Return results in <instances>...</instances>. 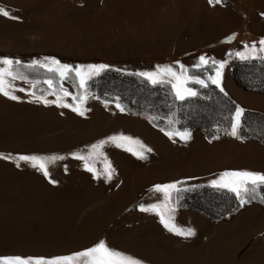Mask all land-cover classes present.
<instances>
[{"label":"rangeland","instance_id":"1","mask_svg":"<svg viewBox=\"0 0 264 264\" xmlns=\"http://www.w3.org/2000/svg\"><path fill=\"white\" fill-rule=\"evenodd\" d=\"M199 2L200 0H0V7L19 18L10 19L0 15V58L20 60L22 63L14 65V70L26 76L28 81L26 83L18 79L13 82L16 88L13 94L19 97L18 100L0 95V154L11 157L0 159V257L67 256L105 240L110 248L127 253L143 264H179L177 252L198 244L202 247L206 242V245L218 244L212 241L214 235L228 230L218 222L228 223L240 208L239 202L235 207L229 196H210L208 192L198 199L205 206L204 210L211 215L193 208L197 206L193 204L195 199L182 198V192L173 197L174 222L181 228H191L194 231L195 234L189 238L168 232L155 213L139 210V205L148 206L163 200L162 194L150 191L154 185L176 178L175 175L166 172L161 174L150 169L158 165L156 163L160 159L157 158H160L161 152L158 147L152 149L150 146L156 136L149 133L147 127L152 126L156 131L159 128L138 114L126 110L121 112L116 105L119 104V99L131 100V97L134 101L140 104L145 102L147 105L153 97L151 99L148 93L134 89L131 81L123 84L110 81L108 86L111 90H117L118 94L106 95V92L102 97H97L96 93L78 87L75 72L68 79L60 81L57 73H49L38 65L36 67L40 70L35 74H25L21 67L31 65L34 60L46 63L45 57H53L73 68L76 65L104 64L108 67L120 65L135 70V73L143 72L146 61L151 58L165 59V56L148 57L150 55L141 50H132V46L127 44L131 29L133 28V44L144 49L149 47L148 44L163 41L181 30L184 21L198 12ZM119 3L121 8L116 7ZM200 8L204 9V3ZM228 8L232 10V13L228 10L232 22L224 25L227 17L224 10ZM262 14L264 0H223L222 4L216 5L213 15L210 11L206 17L202 14L198 18L206 26L197 32L194 26L186 27L184 34L201 33V38L206 39L214 34L213 24L216 22L217 38L204 41L196 48L201 55L212 53L210 58L222 62L220 59L224 57V50L233 52L240 43L261 39L251 26L255 27L258 22L264 25ZM210 21L212 24L208 25ZM153 37L157 39L153 40ZM235 61L237 60L228 63L226 79L232 77L231 65ZM212 65L215 66L214 69L217 68L215 64ZM213 70L205 75L209 81ZM247 78L252 80L253 75ZM46 79L56 82V92L60 95L61 84L71 93L69 97L63 98V102L69 105L75 106L78 103L73 101V96L85 94L87 98L81 105L84 115L73 112L71 107H59L57 103L38 102L31 95L32 92L36 96L43 95L50 102L57 99L43 83ZM34 82L38 83L33 89L31 84ZM20 88L26 91H19ZM241 88L244 91H255ZM227 97L230 98L229 95ZM245 101L250 104L249 99ZM185 108L190 109L192 116L198 119L201 117L202 120L211 118L216 111L213 105L196 101H187ZM236 108L235 103L227 133L231 130ZM246 109L261 113L263 117L250 116L244 121L245 130L264 136V113L252 108ZM193 129L202 134L199 129ZM227 133L212 137L202 135L211 141L232 137ZM119 134L132 136L152 151L146 153V159L135 160L128 157V153L117 151V147H111L110 143L105 144L102 152L114 169L111 180H106L103 175L94 179L93 174L85 169L84 162L73 158V153L86 155L92 144ZM249 139L264 145V141L253 136L239 138ZM161 151L166 152L167 148H161ZM21 155L45 158L62 156L64 159L49 164L50 175L45 178L29 162L18 161L16 158ZM90 164L98 171L104 168L102 158L94 157ZM224 164L227 163L216 161L207 168H219ZM189 168H193V165L188 164L187 169ZM202 169H193L188 174H199L204 171ZM143 172L146 175L139 177ZM50 180L55 183H50ZM177 186L185 188L190 185ZM261 195H264V190L247 204L264 210V203L260 202ZM232 220L247 223L255 219ZM260 227H264V222L258 226L246 225L245 236L249 234V238ZM228 231L244 233L241 229ZM248 238L235 246L237 256H241L249 247V243H246ZM260 240L264 242L263 238ZM184 254L190 256L180 258L187 262L185 264H191L193 260L199 261L198 264H212L205 256L192 259L190 254Z\"/></svg>","mask_w":264,"mask_h":264},{"label":"crops","instance_id":"2","mask_svg":"<svg viewBox=\"0 0 264 264\" xmlns=\"http://www.w3.org/2000/svg\"><path fill=\"white\" fill-rule=\"evenodd\" d=\"M200 2H199L198 12L197 13L195 12V15L187 18L184 21V23L180 27L181 30L175 32L173 36L170 38L164 40L161 39L163 41L148 44L149 47H145L144 49H142L143 47L140 45L133 44L132 42L133 28L131 29L130 31L131 33L127 38V44H130V46H132V50L134 51L135 49L141 50L145 54H149L150 56L148 57H154L152 55L165 56V59L160 58L156 60L151 58L150 60L146 61L145 62L146 66L144 67L143 72L156 71L158 66H171L177 72L180 71V65H183L185 69H187L188 67H193V68L197 67V64L199 63V57L203 55H201V52H199L196 47L204 41L208 42L217 38L215 34L216 22L213 24L215 28L213 29L214 34L210 37L208 36L209 38L207 37L206 39H202L201 33L197 35L193 34V32L184 34V30H186V27L192 28V26H194L193 28L194 29L196 28L195 32H197L200 31V29H202L203 26H206V23L203 22V20H201V22L198 21V18L201 17L202 14L203 17L209 15L210 11L212 15L214 14L216 5H210L208 3V0H200ZM202 2L204 3V9L202 8L201 10L200 7L203 4ZM193 4L194 3L192 2L191 5ZM226 5L227 4L225 3L224 6ZM117 6L120 7V3L117 4L116 7ZM116 7L113 8L115 9ZM228 10L230 11V13H232V10L230 8L224 10V14L227 16L225 18V21L223 22L224 25H227L232 22V19L230 17L231 15H228ZM183 16H185V14ZM261 23L260 22H258V24L255 23V27H253L252 25L251 29L257 32L256 34H258V36L262 39L264 38V25H262ZM209 24H212V21L208 22V25ZM227 28L224 29L226 30ZM156 39L157 37H153V40ZM261 39L257 38V40L245 44L240 43L238 44L237 49H235V51L233 52L231 51L226 52V50H224V52L222 53L224 57H221L220 59L222 62H225L223 74L221 76V86L224 89L223 92L229 95L230 98L240 108L243 109L252 108L253 110H257L259 112L264 113V109H262L264 107V94L257 93L255 91H248V90L244 91L242 90L241 87L237 86V84L234 83L232 77L230 78L229 76V79H226V75L228 73L227 72L228 63L234 60H241L235 54L237 52L245 51V45L250 46L254 42H256L257 47H259L258 42ZM187 40H190L191 42H188ZM126 53L127 51L125 52V54ZM222 54L220 52V56H222ZM211 55L213 54L208 53V55H205V57L209 58V63L212 64V61L219 62L217 59L210 58L209 56ZM254 55L256 57L254 59L264 58V53H256ZM217 66L218 65H216V67ZM114 68L123 71L135 72V70L128 69L120 65ZM215 73H216V68L213 70L210 77H214ZM165 79H169V78L165 77ZM246 99H249L250 104L247 103V101H245ZM147 129L149 130V133H153L156 136V139H154V141L152 139L153 142L150 144V146L152 147V149L158 147L159 151L161 152L160 158H157V160L160 159L159 161H157L158 163H156L158 165L154 166L155 169L154 168H150V169H153V171H159L161 174L166 172L168 174L175 175L174 177L176 178L175 180L167 181V183L163 181L160 183L161 185L169 184L173 182H180L178 185L181 187L186 185L210 186V181L217 179L219 175L225 171L248 170L253 172L264 173V145L256 140H251V139L239 140L234 137H226V138L222 137L210 141V139L205 138L202 134L200 135V132L193 129L187 131L188 133H190V139L184 141L179 136H174L173 139H169V137L164 134V131H160V129H157L156 131V129H153L152 126H148ZM177 132H183V131H177ZM157 140L160 141L157 142ZM114 146L115 145L111 144V147ZM161 148L162 149L167 148V151L166 152L161 151ZM117 151L123 154L124 152H126L128 153V157L135 160H140L136 156L132 155V153L125 151L123 148H117ZM147 153L149 154V152ZM187 154H192V155H187ZM151 156L153 157V155ZM216 161L217 162L223 161L224 163L227 164H224L222 167L219 168H214L215 166L212 167V169L207 168L208 166H210V164H213ZM188 164L193 165V168L187 169ZM168 168H171L172 170L168 171L167 170ZM193 169H196L197 171L202 169L204 171L200 172L199 174L198 173L188 174L191 170L193 171ZM146 173L139 175V177H142V175H146ZM239 207H240L239 210H237L235 215L231 217V221H229L226 224L223 221L218 223H221V225L224 224L226 227L224 229L233 230V231L241 229L242 231H244V233H238V232L231 233L228 230L219 231L214 235L212 240L213 242L218 243L217 245L216 244L215 246L206 245L207 244L206 242L202 247L198 246L199 245L198 244L188 247L187 250H182L180 252H177L176 254L179 258L178 260L179 264L187 263L185 261L180 260V258H183V256L190 257L189 255H185L184 253L190 254L192 259L194 257L205 256V259L207 257L212 264H264V242L260 240V238L264 239V227H260L258 228L259 230H255L249 238H248L249 234L245 236L246 229H244V227L248 224L250 225L255 224L257 226L261 225V222H264L263 221L264 210H261V208H258L257 206L252 204L251 205L245 204L243 207L241 206ZM234 218L245 221L249 219H255V220H250L247 223H241L239 220L238 221L232 220ZM230 225L232 226L230 227ZM231 234H233L234 236H232ZM238 234L241 236L240 238L238 237L239 236ZM241 238H243L242 241ZM246 238H248V241L246 243H249V247L247 248L245 253H243L241 256H237L236 252H234L235 246L240 241L242 244L246 240ZM209 242H211V240ZM164 248L165 247L162 248L163 251L166 250ZM232 253L233 255H231ZM164 254L165 253H163V255ZM230 255L231 258H229ZM198 262L193 260L191 264H198Z\"/></svg>","mask_w":264,"mask_h":264},{"label":"snow or ice","instance_id":"3","mask_svg":"<svg viewBox=\"0 0 264 264\" xmlns=\"http://www.w3.org/2000/svg\"><path fill=\"white\" fill-rule=\"evenodd\" d=\"M210 5H219L223 3V0H208ZM0 15L10 18V19H19L18 17L12 16L11 13L3 7H0ZM264 15V14H262ZM231 39V38H229ZM259 47L257 43L254 42L252 45H245V51L237 52L235 55L241 60H249L256 58L254 54L264 53V38L259 42ZM44 60L46 63H41L39 61H32L31 65L26 67H32L38 65L40 68H44L49 73H57L59 80L63 81L70 77L72 72H75V77L78 78V87L80 89L87 88V82L92 78V76L99 75L100 72L105 70L108 65L99 64L87 66L76 65L75 68L69 64H62L59 60L53 57H45ZM22 62L20 60H12L11 58L3 57L0 58V95H3L11 100H18L19 97L13 94V91L16 90L15 84L13 83L16 80H23L26 83L27 77L24 76L19 71L14 70V65H20ZM209 64V58L205 56L199 57V63L197 67L201 65ZM212 64L218 65L216 68V73L214 77H209L211 83L214 84L221 92L224 91L221 86V76L222 70L225 66V62H216L212 61ZM137 75L144 77L152 85L171 83L172 90L174 92V98L177 101H185L190 97H195L198 93L192 88L187 87L186 85L189 81H192L196 84L201 85V87H208V84L199 79L198 77L190 76L187 72V69L183 65H180V71H175L171 66H158L156 71L153 72H140ZM165 77L169 79H165ZM38 82L31 84V88H36ZM44 84L52 90L51 94L57 96L56 101H48L44 98L43 95L36 96L35 92H32L31 95L38 101L44 104L48 103H57L59 107H71L73 112L78 113L79 115H84V111L81 108V105L86 100V95L81 94L79 96H73V101H78L75 106L69 105L63 102L64 97H69L71 93L63 88V85H60V95L56 92V82L53 79H46L43 81ZM19 91H26V89L20 88ZM121 112L125 111L123 107L119 104L116 105ZM245 110L237 106L235 113L232 116L231 130L227 133L228 135L239 139L238 130L241 127V118ZM151 122V120H150ZM164 131V134L173 139L174 136H179L182 140L187 141L190 139V133L187 131L177 132V131ZM218 138V137H214ZM111 143L117 148H123L125 151L132 153L138 159H146V153L151 152L152 149L148 148L142 142L137 139H134L123 134L114 135L107 137L105 140H101L90 146V151L86 155L73 153V158L81 160L84 162V167L87 171L93 174V178H99L101 175L106 177V180L112 179V174L114 169L111 166V163L107 160V157L104 156L102 149L105 144ZM135 145L136 147H132ZM94 157L102 158L104 162V168L102 171L96 170L90 161ZM10 156H4L0 154V159H10ZM18 161L29 162L30 166L41 171L45 178H48L50 173L48 171V165L55 163L57 160H63L62 156H53V157H39V156H27L21 155L16 158ZM19 167V163H17ZM50 183H55V181L50 180ZM180 182H173L169 184H158L154 185L150 190L153 193L162 194L163 200L159 203H154L148 206L139 205V210L142 212H153L159 217L160 223L163 227L170 233H173L177 236L189 238L195 233L191 228L185 229L179 227L174 222V212L175 208L172 205L173 194H178L183 190L177 185ZM210 186L216 189L217 191L227 190L230 193H233L239 205L243 207L245 204L250 203L252 199L256 198L258 192L264 190V173L253 172L248 170H239V171H225L219 175L215 180L210 181ZM260 202L264 203V195H261ZM0 264H143L139 259L121 252L117 249L110 248L105 240H100L98 243L94 244L92 247L84 249L80 252L72 253L67 256H57L52 258L44 257H0Z\"/></svg>","mask_w":264,"mask_h":264},{"label":"trees","instance_id":"4","mask_svg":"<svg viewBox=\"0 0 264 264\" xmlns=\"http://www.w3.org/2000/svg\"><path fill=\"white\" fill-rule=\"evenodd\" d=\"M26 66L27 65L21 66L25 74H28L29 72L35 74L40 70L36 66ZM214 67L215 66L212 64H207L196 68H187V72L190 76L199 77L201 80H204L208 84V87H201V85L189 81L187 86L193 88L198 95L190 97L185 101H177L174 98V92L169 83L152 85L144 77L137 75L135 72H122L111 66L100 72L99 75H95L88 80L86 89L96 93L97 97H102L106 92H108L106 95H114L118 94L116 92L117 90H111V87L107 84L108 82L116 81L123 84V82L125 83L131 81L133 82L132 86L134 89L136 88L148 93L149 96H151V99L152 97L153 99L150 100L147 105H145V102L140 104L134 101L133 97H131V100L119 99L118 103L127 112L138 114L139 116L149 120V122L151 120V124L159 129H164L165 131H178L196 128L199 129L204 136L212 137L227 133L231 114L235 108V103L227 97L225 93L221 92L215 85L205 78V75L211 73ZM231 75L232 80L238 86L243 87L244 89H251L264 93V58L235 61L231 65ZM252 75V80L247 78V76L251 77ZM254 78H256V80ZM187 101H196L213 105L216 109L214 112L215 114H213L211 118L204 120H202L201 117L199 119L195 118V116H192L189 113L190 109L185 108ZM244 110L245 112L241 118V127L238 130L239 137L253 136L264 141L263 135L246 131L244 127V121L249 119L250 116L256 115L258 118L261 117L262 119L263 114L248 109ZM181 189H183L181 191L182 194H179L182 198H189V200L195 199L193 204H197V206L193 208H196L200 212L208 215L210 213L204 210L205 206L201 205L198 201L199 198H203L202 196L204 194L207 195L208 192H210V196L224 194L225 196L231 197L234 201L235 207L239 202L233 193H230L227 190L217 191L210 186L193 185ZM259 193L260 192H258V194ZM174 196L177 195L174 193L173 197ZM188 207L192 208L190 206Z\"/></svg>","mask_w":264,"mask_h":264}]
</instances>
